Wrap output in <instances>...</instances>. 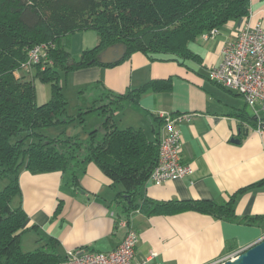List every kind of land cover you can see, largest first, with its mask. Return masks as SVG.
Masks as SVG:
<instances>
[{"label":"trees","instance_id":"obj_1","mask_svg":"<svg viewBox=\"0 0 264 264\" xmlns=\"http://www.w3.org/2000/svg\"><path fill=\"white\" fill-rule=\"evenodd\" d=\"M250 8L251 0H0V185L4 186L0 190V264H61L66 259L59 252V242L45 236L38 240L37 250L22 251L28 216L14 201L21 197L23 170L33 175L61 173L63 186L75 192L83 190L81 178L94 163L112 181L126 214L140 211L152 217L196 212L226 222L264 223V217H237V194L218 204L158 202L142 193L158 162V140H149L141 129H119L116 117L138 105L150 89L169 90L170 82L153 81L125 94L97 82L79 91L73 110L61 85L63 75L95 66L113 67L136 53L152 62L182 66L199 62L191 46L231 21L248 18ZM88 31L97 34L98 45L76 60L69 51L71 38ZM119 44L127 47L125 58L101 63V53ZM37 45H49L48 61L35 65L33 80H26L17 73ZM34 80L50 85L48 103H37ZM94 114L101 118L100 125L87 128V117ZM239 117L254 120L248 114ZM78 126L82 133L69 132ZM56 128L60 129L56 135L48 134ZM62 210L60 202L56 216Z\"/></svg>","mask_w":264,"mask_h":264},{"label":"crops","instance_id":"obj_2","mask_svg":"<svg viewBox=\"0 0 264 264\" xmlns=\"http://www.w3.org/2000/svg\"><path fill=\"white\" fill-rule=\"evenodd\" d=\"M257 23L264 25V0H251L248 18L231 21L215 38L203 36L193 44L191 49L201 59L199 62H188V66L152 62L136 53L113 67H89L62 76L75 92L77 102L79 91L97 82L119 94L153 81L170 82L169 90L150 89L138 105L116 117L119 129L139 127L149 140L157 142L163 127L162 115L191 116L190 121L179 125V131L182 160L192 167V175L163 186L148 182L142 191L148 198L158 202L207 200L225 204L237 194L235 212L239 219L264 217V135L256 131L258 122L264 121V112L259 105L250 108L238 93L208 77L209 70L222 62L224 46L236 38L245 24ZM71 45V55L79 58L83 51L98 45V36L95 43L85 38L83 47H74L75 53L71 52ZM34 74H29V80ZM34 83L37 103H48L50 85L39 80ZM61 85L63 88L62 81ZM243 114L254 120L240 119ZM19 184L21 197L15 199L14 206L21 205L28 216L24 235L30 237V251L37 250L38 240L45 236L59 242L62 256L77 249L108 253L133 230L140 239L138 261L217 264L264 239V223L226 222L196 212L152 217L140 211L126 214L124 204L116 200L112 181L94 163L87 166L81 178L82 191L64 187L61 173L33 175L23 170ZM60 202L63 210L56 216Z\"/></svg>","mask_w":264,"mask_h":264},{"label":"built area","instance_id":"obj_3","mask_svg":"<svg viewBox=\"0 0 264 264\" xmlns=\"http://www.w3.org/2000/svg\"><path fill=\"white\" fill-rule=\"evenodd\" d=\"M218 33L219 30H214L204 37L215 38ZM48 50L49 45L31 48L28 60L22 64L21 69L31 73L35 65L47 62ZM208 77L223 88L238 93L250 108L254 109L259 105L264 112V25L245 24L236 38L224 46L222 62L209 70ZM161 119L163 127L158 139L159 158L149 179L154 186H163L169 181H177L193 173L192 167L182 160V136L179 131V125L190 121L191 116L165 114ZM256 131L264 135V121L258 122ZM139 240L138 233L129 230L122 243L113 251L103 253L89 249L72 250L66 254V259L61 264H148L150 259H136ZM247 249L240 250L217 264L234 260Z\"/></svg>","mask_w":264,"mask_h":264},{"label":"rangeland","instance_id":"obj_4","mask_svg":"<svg viewBox=\"0 0 264 264\" xmlns=\"http://www.w3.org/2000/svg\"><path fill=\"white\" fill-rule=\"evenodd\" d=\"M71 38V37H70ZM85 38H87L88 41L92 42V43H95L96 40H97V34L94 32V31H88V32H77L75 33L73 36H72V45L73 46V50H71L72 53H75V49L74 47L77 46V44L79 45L78 48L80 47H83L84 44H85ZM94 44H92L93 46ZM69 51H70V47H69ZM76 60H78V58H75ZM20 77H25L26 80H29L30 75L27 73V72H24V71H19V73H17ZM62 83H63V93L65 95V97L70 101V109L73 110V108L76 106L77 104V101H76V94L75 92H73V89L69 87H67V83H65V78H62ZM87 99H90L89 96H87ZM99 120H101L100 117H98V115L94 114V115H91L89 117H87V121L85 123V125L87 124V128H90L92 127L91 129H94L93 127H98L100 124H99ZM122 126V125H121ZM123 127V126H122ZM133 128L135 129H139V127H135V126H132ZM82 127L81 126H78L77 128L75 127H71L69 128V132L75 134V133H82ZM121 129V128H120ZM60 131V129H52L51 131H48V134L50 132V135H56V133H58ZM3 184L0 185V190H2L3 188ZM118 205V204H117ZM120 211H122L121 209H118ZM30 237H28V235H24V237L22 238V251L23 252H32L29 250V247H31V245H29V240Z\"/></svg>","mask_w":264,"mask_h":264},{"label":"water","instance_id":"obj_5","mask_svg":"<svg viewBox=\"0 0 264 264\" xmlns=\"http://www.w3.org/2000/svg\"><path fill=\"white\" fill-rule=\"evenodd\" d=\"M127 54V47L119 44L107 48L99 56L103 64H114L122 61ZM239 143V141H236ZM225 264H264V239L257 242L234 260H229Z\"/></svg>","mask_w":264,"mask_h":264}]
</instances>
